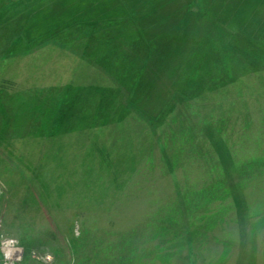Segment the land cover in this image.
<instances>
[{
  "label": "rangeland",
  "instance_id": "rangeland-1",
  "mask_svg": "<svg viewBox=\"0 0 264 264\" xmlns=\"http://www.w3.org/2000/svg\"><path fill=\"white\" fill-rule=\"evenodd\" d=\"M0 232L21 264H264V0H0Z\"/></svg>",
  "mask_w": 264,
  "mask_h": 264
},
{
  "label": "built area",
  "instance_id": "built-area-1",
  "mask_svg": "<svg viewBox=\"0 0 264 264\" xmlns=\"http://www.w3.org/2000/svg\"><path fill=\"white\" fill-rule=\"evenodd\" d=\"M25 248L17 238L0 232V264H21Z\"/></svg>",
  "mask_w": 264,
  "mask_h": 264
},
{
  "label": "trees",
  "instance_id": "trees-1",
  "mask_svg": "<svg viewBox=\"0 0 264 264\" xmlns=\"http://www.w3.org/2000/svg\"><path fill=\"white\" fill-rule=\"evenodd\" d=\"M213 17H216L215 16V14H214V16ZM215 19H213V20H211L210 19V21L212 22V23H215V21H214ZM196 25H198V23L196 22V23H194V26H196ZM215 31H217V30H215ZM202 40H204V38H203V35L202 36H199V41L198 42H196V44L195 45H199L200 44V42L202 41ZM190 43H193L192 41H190ZM194 49H195V47H194ZM118 61H116V63H117ZM117 64H119V63H117ZM135 92H136V90H135ZM120 93V92H119ZM119 95V94H118ZM124 95L125 94H123V93H120V96H122V97H124ZM133 94H131V95H128V97L125 95V99H129V101H133L134 100V95H133V97H131ZM110 98H112V97H110ZM124 99V100H125ZM97 106V104L96 105H94L93 107H96ZM141 106V105H140Z\"/></svg>",
  "mask_w": 264,
  "mask_h": 264
}]
</instances>
